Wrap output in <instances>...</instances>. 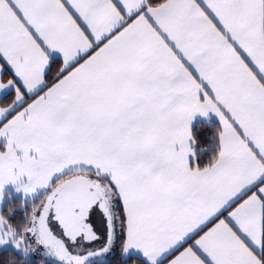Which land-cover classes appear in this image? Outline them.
I'll return each instance as SVG.
<instances>
[{
	"label": "snow or ice",
	"instance_id": "1",
	"mask_svg": "<svg viewBox=\"0 0 264 264\" xmlns=\"http://www.w3.org/2000/svg\"><path fill=\"white\" fill-rule=\"evenodd\" d=\"M0 264H264V0H0Z\"/></svg>",
	"mask_w": 264,
	"mask_h": 264
}]
</instances>
